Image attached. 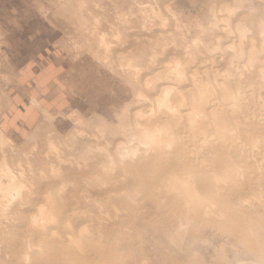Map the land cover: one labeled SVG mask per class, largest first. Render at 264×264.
I'll return each mask as SVG.
<instances>
[{"label":"bare ground","instance_id":"obj_1","mask_svg":"<svg viewBox=\"0 0 264 264\" xmlns=\"http://www.w3.org/2000/svg\"><path fill=\"white\" fill-rule=\"evenodd\" d=\"M84 1L76 0L81 11V7L85 6ZM102 1L104 2V0ZM114 1L111 5L115 7L116 11L114 13H116L117 23L113 25V22L107 21L106 25H104L106 27L105 31H98L100 43L103 44L105 50L113 48L112 57L115 59V64L124 73L125 79L131 89L135 92V101L137 103L140 102L143 106L148 101L151 103L155 102L157 109L159 108L157 110L159 113L150 117L147 115V111L142 112V108V110L137 109L139 104L137 108L133 105L136 109H129V113H127L128 111L121 112L122 115L119 118L121 127L115 130L121 139L116 141L114 148L112 147L113 150H105L101 163L108 164L105 161H108L110 158L113 161L114 157H111L113 156L111 154L116 153L118 160L115 161L114 158L115 162L113 163L117 162L120 164L119 168L129 171L132 176H130V179L129 175L126 174L128 175L127 182L131 180L130 184H128L129 186L133 185L134 189V186H136L141 189V194L150 196V200L148 199L149 203H154L158 200L157 198H159V202L165 200L162 202L163 204H157L158 209L171 212L172 217L170 218H174V221L169 222V228L173 229L177 234L185 233L196 225V221L204 218L207 222L224 226L237 240L246 245L245 248L256 253L253 256L254 258L257 257L261 263H264V215L258 216L256 214L257 221L255 220L256 222L254 223L249 218H252L253 214L255 215L257 212L253 210L250 213L249 210H242L239 207L241 204L243 205V202L247 198L246 196H248L247 194L253 193L255 195V192H258L262 185L264 187V172H262V180L260 179V181L250 179V176L247 174L249 178L244 180V177H242L243 181L240 179L242 174L237 171L239 168L236 169L237 163H241L243 159L240 160L241 162H237L236 159L239 158L238 152L232 151L235 148L233 146L236 145L234 144L235 139H233L232 131L240 124L237 122L239 117L241 122V115L245 118V114L242 113L245 110L248 113L251 111L250 105L252 107L254 105V109L255 107L258 110L263 109L257 108L259 102L256 101V99L261 98V92L256 90L254 85L251 88V84H247L249 82L244 83L245 80L240 83L242 79H238L242 73H239L238 76L236 74L237 79L235 76H232L236 71L231 74L229 73L231 69H228L229 62L235 58L229 59L230 55H241V57L244 55L248 62L255 65V69L253 70L254 77L260 71H263L264 21L260 22L263 19L259 21V25H261L259 26V31L262 33L261 38H258L257 35V38H254L253 34L251 36L246 35L243 26L237 20V16L236 18H232L231 14L224 11L225 7H227L225 0L224 2L223 0H203L201 2L199 7L202 8L203 19L201 16L199 17L204 20L203 23L202 20L201 22H193L189 19H183L178 15L179 13L177 14L172 9L173 7L169 5L170 1L167 2V0ZM73 3L75 2L73 1ZM111 10L113 11V9ZM88 16L91 17L90 15ZM93 16L95 18L94 23H96L98 21L96 20V15ZM90 20L93 19L90 18ZM95 27L93 26V30H96ZM234 31H236L235 36L237 37L226 40L231 36L230 33ZM260 32L258 34H261ZM189 46L190 48H188ZM230 48H237V50L232 51L233 49H231V52L228 53ZM168 49L171 50L168 51ZM104 58H107V56ZM142 61H146V65L142 66ZM231 63L230 66L233 67ZM237 63L235 64L237 65ZM251 78L250 81L252 82ZM251 99H255L254 102L258 103L251 104L249 102ZM154 105L152 104V106ZM247 105L250 107V110L245 109L248 107ZM256 111L252 113L253 115L250 113V118H247L250 122L246 118V122L244 121L245 119L242 120V122L244 121L243 125H247L245 128H239L240 125L238 126L239 129L235 128L236 132L242 129L240 135L243 138L249 137L248 139L250 140V136L256 132L258 133L260 128L264 131V127L262 128L259 125L261 123L264 124V121L260 123L259 119L261 116ZM154 112L156 111L154 110ZM154 112L151 113L154 114ZM248 113L246 114L248 115ZM262 115L263 118L264 114ZM236 122L239 123L237 126L234 124ZM232 124H234V127H232ZM184 126L194 132L196 136L193 137L194 139L197 137V144L201 140L202 143H206V147L202 144L206 148L204 152L193 156L192 153L194 152L191 151L189 153L188 144L180 140L184 137L180 133ZM214 128L220 130H218L219 136L215 134L216 138L218 136L221 140H216L217 143L212 142L215 138H211ZM217 129L215 133H217ZM263 131L260 133L264 135ZM211 134L212 136L208 137ZM235 134L239 136V133ZM263 135L259 134L255 138L257 139V137L259 138V136ZM237 136H235L236 139H242V137L240 139ZM94 138L93 141H95ZM207 138L212 140L209 141ZM233 140L234 142L231 143ZM261 141L263 144L264 141ZM8 142V138L0 129V170L3 173H7L11 179L10 188H6L3 183H0V259L3 254V256L11 257L14 264H144L145 260L140 259L139 256L136 257L137 252L135 253V250L129 249L128 239L126 238L128 235L124 241L119 240V238L118 242H116L115 238H110L105 234L106 232L103 233L100 230L97 231L92 229V227L90 228L89 225L91 223H87V219L90 218V214L86 212L88 210L83 211L74 206V203L77 201L83 200L84 202L89 199L90 194L85 193L79 188L78 191L70 192L69 196H63L64 194L61 195L59 193L61 189L58 192L54 187L52 188L57 183L53 179L61 173L60 164L62 158H60V155H54L53 158L48 159L46 156L48 154L45 153L46 155L43 156L42 153L43 157L40 160L49 165V177L42 174V171L33 176L32 168L31 170L29 168L25 169L20 162L14 160V154L11 152L13 147ZM193 142L195 143V141ZM236 142L238 145V141ZM240 142L243 144V140ZM247 142L249 144L250 141ZM229 143H231L232 150L228 148ZM93 144V148L96 145L99 146V143L95 145L93 142ZM91 146L92 144L89 141L80 145L87 152L93 149L90 148ZM192 146H195L194 149L197 148L196 145ZM192 146L190 145V147ZM259 147L257 149H260ZM191 149L193 150V148ZM196 150H194L195 153H200L201 151L197 152ZM240 151L239 154L241 153ZM99 152L103 153L104 149L103 151L101 149ZM243 152L245 155L247 154L245 150H242ZM255 153L258 154L259 152ZM243 157H245L244 154ZM92 158L91 161H100L101 156L98 159ZM234 160L237 166L234 165ZM95 161L93 162L95 163ZM244 161L246 162V159ZM93 162H91L93 164L92 169L97 163L94 165ZM245 162H243V166H245ZM100 166L102 167L103 165L101 164ZM105 166H103V170L101 171H104ZM233 171L236 173V176L241 174L240 178L237 177V179L239 178L242 183H240L241 181L238 182L239 179L237 180L234 177L235 173ZM110 172L111 170H106V173L110 174ZM122 172L120 171V174ZM238 172L240 174L237 175ZM90 173L92 172L90 171ZM109 174L108 176L110 177L112 174ZM116 175L115 177H117ZM103 177L105 178L106 176ZM98 179L100 178L98 177ZM110 179L108 180L110 181ZM224 180L228 181L227 185L223 184L226 188L222 186L221 181L224 182ZM122 182L126 184V180ZM154 183L164 188L166 192L165 195L163 194L164 196L161 194L155 198L152 193ZM115 184L117 185V183ZM224 188L225 191L222 190ZM136 189L135 191L140 190ZM159 190L157 189V191ZM111 192L113 193V191ZM114 192L116 191L114 190ZM126 194L130 196L129 192ZM106 195L108 196V194ZM137 195H140V192ZM160 197H164V199L161 200ZM69 198L72 201L68 205L67 200ZM108 198L109 196L106 199ZM130 198H128V201L129 199L130 201L133 200L134 197ZM141 203L143 202L141 201ZM132 204L135 205L134 202ZM130 206L133 207L131 204ZM134 207H137V204ZM131 209V212H135L133 211L134 208ZM108 231L109 229H107V233ZM257 231H261L260 235L263 233V236L257 237L259 235ZM171 233L173 232L171 231ZM119 241L122 242L120 243ZM123 256H127L128 258L122 259ZM244 263L248 264L249 262ZM219 264L229 263L224 259H220Z\"/></svg>","mask_w":264,"mask_h":264},{"label":"rangeland","instance_id":"obj_2","mask_svg":"<svg viewBox=\"0 0 264 264\" xmlns=\"http://www.w3.org/2000/svg\"><path fill=\"white\" fill-rule=\"evenodd\" d=\"M73 1L75 3H73ZM116 1L121 2L122 0ZM169 1V5L173 7L171 8L174 9L177 14L179 13L178 15L183 19H189L193 22H201L203 19L202 8L199 7L203 0H167V2ZM114 2V0H104V2L102 0H85V6L81 7V11L76 0H0V129L8 138V144L13 147L11 152L14 154V160L20 162L25 169L29 168L31 170L32 168L33 176L37 175L39 171H42V174L49 177V165L47 163L45 164V162L43 163L40 159L46 155L45 153L48 154L46 155L48 159L53 158L54 155H60V158H62L60 164L61 173L53 179L54 181L56 180L55 183L57 182L58 184L56 183L52 188L54 187L58 192L61 189L59 193L61 195L64 194L63 196H69L70 192L75 190L78 191L79 188L85 193L90 194V198L84 202L80 200L74 203V206L78 209L89 211L86 212L90 214V218L87 219V223L92 224H88L90 228L92 227V229L97 231L100 230V232L103 233L106 232L105 234L110 238H115L116 242H118L119 238V240L124 241L125 237L128 235L126 237L128 240H126L129 243V249L135 250V253L137 252L136 257L139 256L140 259L142 258L145 260V262L143 260L144 264H219L220 259H224L229 264H243L244 262H249L248 264H262L263 262L261 263L257 257H253L256 253L245 248L246 245L237 240V238L224 226L207 222L204 218H200L196 221V225L190 230H187L185 233H178V235L173 229L169 228V222L174 221V218H170L172 217L171 212L158 209V205L163 204L162 202L165 201L163 200L164 197H160L161 200H163L161 202H159L160 200L157 198L159 201H155V204L149 203L148 199L150 200V196L141 194V189L134 186L135 189L137 188L136 190L140 189L138 190L140 195H137L139 192L135 191L133 185H128L131 181L128 180L127 182L128 175L129 177L131 176L129 171L119 168V163L116 162L118 165L113 163L118 160V155L116 153L111 154L113 155L111 157H114L115 161L114 158L113 161L112 158H110L108 161H105L108 162V164L104 162L101 163L105 150H113L116 141L121 139L115 132L116 129L121 127V124H119V118H121L122 115L121 112L128 111L127 113H129V109H136L139 104L137 109L142 108V112L147 111L148 114H145L150 117L151 115L155 116L159 113L157 111L159 108L157 109V104H155V102L151 103L148 101L147 104L145 103L143 106L140 102L137 103V101H135V92L131 89L125 79L124 73L115 64V59L112 57L113 48L105 50L103 44L100 43V34L98 31H105L104 29L106 27L104 25H106L107 21L113 22V25L117 23L115 17L116 13H114L116 10L114 9L115 7L111 5ZM225 4L227 7H225L224 11L231 14L232 18L238 17L237 20H239L240 24L243 26L246 35L251 36L253 34L252 36H254V38H257V36L261 38L262 33L259 31V26L261 25H259V23L264 21V0H225ZM111 9H113V11ZM93 15H96V20H98L96 23H94L95 18H93ZM97 15L98 17L100 16V18H98ZM199 16H201L202 19ZM90 18L93 20H90ZM260 19L263 20L260 21ZM82 21L86 23L83 25ZM203 22L204 20H202V23ZM93 26H96V30H93ZM259 32L261 34H258ZM231 33V36L226 40L237 37L235 36L236 31ZM187 42L193 47L189 41ZM190 46L188 48H190ZM231 49L233 48H230L228 53L231 52ZM235 49L237 50V48ZM235 49L232 51H235ZM170 50L171 49H168V51ZM102 55L104 57L107 56V58H104ZM159 56H161V54H159ZM232 57H235L230 61L233 67L230 66V62L228 64V69L232 71L230 70V72H228L233 74V72L236 71L237 73L235 72V75H232L236 78L239 73H242L240 74L241 77L239 76V79L237 78L238 80L242 79L240 83L245 80L244 83L249 82L247 84H251V88L252 85H254L256 90L261 92V98L258 100L256 99L260 104L256 101L254 102L255 99H251L253 101L250 100L249 102L251 104L258 103L257 108L260 107L263 109L258 110L256 107L254 109V105L252 107V105L247 103L252 109L249 113L245 110L242 114H245V118L247 119L250 118V113H255L257 110L256 113L258 112L261 116L259 119L261 123L264 121V117L262 118V114H264V69L254 77L253 70L255 69V65L253 63L248 62L244 55L242 57L241 55H230L229 59ZM145 63L146 61H142V66ZM235 63L240 66H237ZM250 78L253 80V83L250 81ZM152 104H155L154 106L156 109ZM133 105L136 106V108H134ZM248 107L245 109L250 110V107ZM154 110L157 113L154 112ZM253 110L255 111L253 112ZM151 112H154V114ZM246 113H248V115ZM242 117L243 115H241V122L245 119ZM239 119L237 122L240 124L237 122L234 124L236 126L239 124V128H245L247 125H243V122H246V119L242 122V126ZM247 121L250 122L248 119ZM234 124H232V127H234ZM261 124L259 125L263 128L264 124ZM238 126L235 128L239 129ZM185 127L186 126L180 131V133L183 134L180 135L182 137L184 136L180 138L185 141L182 139L180 140L188 144L189 153H191V151L194 152L192 153L193 156L204 152L206 150V143H202V140L199 139L201 141L197 144L198 139L197 137L194 139L193 136H196L194 132L190 131L191 129L188 130V127ZM235 128L233 130L234 132L232 131V136L235 142L238 141V145L234 140L231 143L234 142L237 147L241 145L245 147L241 146L240 149L233 144L235 148L232 150L231 143L228 145L229 150L231 148L232 151L238 152L239 158H236L239 160L236 159L237 162L243 159L242 162L240 161L241 163H237L238 166L235 165L236 161L234 160V165L237 166L236 169L239 168L237 171L242 174L238 172L237 175L240 174L241 178L240 175L236 176L235 170L233 171L235 176L232 172L233 176L236 177V179L239 177L242 180V177H244L245 180L249 178L247 177L248 175L250 179L260 181L263 175L262 172H264V142L262 144L261 141H264V135L260 133L263 130L260 128L258 133L253 132L254 134L250 136L251 139L249 140V137L243 138L240 135L242 129L236 132ZM216 129L214 128V133L212 132L213 136L212 134L208 136H212V139L215 138L214 141L207 138L214 143H217L216 140L221 141L218 137L220 135V133H218L220 130L217 129V134L215 133ZM187 132L188 135L192 134L189 136L190 138L185 137L188 136ZM235 133H239V136ZM215 134L218 135V139ZM255 134L263 136H259V138L257 137L256 139L255 137L257 135ZM235 136H237V138L240 137V139L242 137L241 140H243V144H241V140H238L239 138L236 139ZM93 138L95 141H93ZM189 139L192 140V142H190ZM87 141L92 144L90 147L91 149L94 146L93 142L95 145L99 143L100 147L96 145L94 147L96 150L93 148L92 150L94 151L89 150L87 152V150L80 147L82 143ZM193 141H195V143ZM247 141L252 143L249 142L248 144ZM202 144L205 145V147H203ZM190 145H196V149L198 150L194 149L195 146L190 147ZM258 147L260 149H257ZM191 148H193V150ZM99 149H102V151L104 149V152H99ZM238 149L241 150H239L241 152L240 154ZM194 150L197 152L201 151L200 153H195ZM242 150H245L247 157L244 152L242 153ZM255 152L259 153L256 154ZM243 154L245 157H243ZM39 155H41L40 158ZM92 157L94 159L100 158V161H91ZM245 159L247 163L244 161ZM93 161H95V163L97 162L96 165ZM91 162L95 165L93 169V164ZM243 162H245V166H243ZM99 163L103 166L106 165L104 171H101L103 170V166L99 167V165H101ZM246 164L249 165H247L249 168ZM96 166L98 167L97 169ZM107 169L109 171L111 170L112 173L110 172V174H112L111 176L114 174L113 177L108 176L109 173H106ZM90 171L92 173H90ZM120 171L124 174H120ZM115 175L117 177H115ZM103 176L106 177L104 178ZM121 176L126 179H122ZM98 177L100 179H98ZM107 178H111L110 181ZM240 179L238 182L241 181ZM114 180L116 181L114 182ZM124 180H126L127 185L123 184L122 181ZM221 182L222 186L228 183V181L225 180ZM0 183H3L6 188L11 187L10 176L7 173H3L1 170ZM115 183H117V185ZM155 183L153 185L154 188L152 187V193L155 198L157 195L161 194L164 196L166 194L164 188ZM240 183H242V181ZM56 185L59 187H56ZM114 185H116V187H114ZM123 187L126 189V192ZM224 187L226 188V186ZM225 188L222 190L225 191ZM157 189L160 190L157 191ZM114 190L117 193L114 192ZM111 191H113V193ZM127 191L130 196H127ZM259 191L258 192L261 194L255 192V195H253V193H250L252 197L247 194L249 197L246 196L247 198L243 202V205L241 204L239 206L242 210H249L250 213L253 210L257 212L255 215L253 214V219L249 218V220H252L254 223L257 221L256 214H258V216L264 215L263 185L260 187ZM106 194H108L109 200L106 199L108 197ZM130 197H134V201L131 200V202L130 199L132 198ZM128 198H130V202ZM69 199L67 200L68 205L72 201ZM125 199L127 200L125 201ZM140 200L143 203H141ZM133 202L135 205L132 204ZM130 204L133 207H131ZM136 204L137 207H134ZM124 205L129 206V209ZM252 206L254 207L252 208ZM131 208L136 209H133L135 212H131ZM246 219L248 220V218ZM260 220H262V218H260ZM107 229H109L108 233ZM171 231L173 233H171ZM257 232H259L257 237L263 236V233L260 235L261 231ZM122 241L119 242L121 243ZM127 258V256L122 257V259ZM0 264L14 263L11 257L3 256L2 254Z\"/></svg>","mask_w":264,"mask_h":264}]
</instances>
